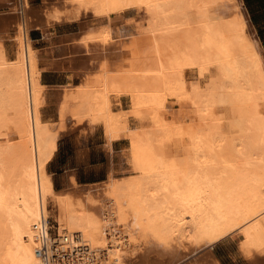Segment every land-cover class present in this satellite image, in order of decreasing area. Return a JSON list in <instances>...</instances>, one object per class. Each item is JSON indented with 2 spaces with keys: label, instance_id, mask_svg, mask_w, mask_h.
<instances>
[{
  "label": "bare ground",
  "instance_id": "bare-ground-1",
  "mask_svg": "<svg viewBox=\"0 0 264 264\" xmlns=\"http://www.w3.org/2000/svg\"><path fill=\"white\" fill-rule=\"evenodd\" d=\"M32 2L0 3V264H219V242L264 264V51L241 0ZM82 16L61 36L80 80L44 77L31 29ZM67 120L103 142L100 183L57 189Z\"/></svg>",
  "mask_w": 264,
  "mask_h": 264
},
{
  "label": "rangeland",
  "instance_id": "rangeland-1",
  "mask_svg": "<svg viewBox=\"0 0 264 264\" xmlns=\"http://www.w3.org/2000/svg\"><path fill=\"white\" fill-rule=\"evenodd\" d=\"M52 1L54 0H51V2ZM31 7L32 10L43 12L46 6L43 4L42 0H33ZM0 12H3V8H0ZM128 16H125L118 21V25H127V20L128 18H131V16L135 18V21H142L141 15L139 14L131 13V15ZM83 19L84 17L82 16L76 20H69L71 22L65 20L60 23H52L48 26L41 25V28L31 29L30 36L35 40L39 61H41V67L43 66L42 73L44 74V77L49 76L51 73L54 75L65 73L73 82L80 80V74L77 75V71L81 70V62L89 63L87 62L88 58L86 56L81 58L80 54L82 53H79L78 51H70L63 42L61 36H63V34L69 29H71V34L77 33L80 30L79 23L82 22ZM11 34L13 33L10 32L7 35V39L13 40V35ZM120 47L121 44L119 43L114 45L112 51L116 53L112 55L113 58L119 54V51L121 50ZM97 136L98 134L90 132L85 125L77 126V124L71 123L68 120L65 122L64 128L57 140L58 150L49 163V169L53 172V179L56 183L57 189L66 186L65 183L67 182L70 173L75 174L76 172V174H78L76 178L81 186L88 182H96L92 181L95 178L97 180L105 178L106 167L108 166V162L105 160L108 159V155L106 148H104V150L99 149V144L102 143L103 146L104 144L99 138H97ZM89 161L90 163L103 161L106 163L103 165L104 169L96 171V174H93L91 173L93 170L84 169V166H86V163ZM132 259L129 261H133ZM187 263L193 264L191 259H189Z\"/></svg>",
  "mask_w": 264,
  "mask_h": 264
},
{
  "label": "crops",
  "instance_id": "crops-1",
  "mask_svg": "<svg viewBox=\"0 0 264 264\" xmlns=\"http://www.w3.org/2000/svg\"><path fill=\"white\" fill-rule=\"evenodd\" d=\"M7 2L9 3L10 0H0V3L2 4H5ZM241 3L246 15L249 18V22L251 23L252 28L256 33V36L259 39L262 49L264 51V0H241ZM0 8H2V5H0ZM99 147L100 150H104V146L102 145V143L99 144ZM105 161L107 162L108 159ZM105 161L94 162V163H90L89 161L86 163V166H84V169L93 170L91 173L96 174V171L104 169L103 165L104 163H106ZM74 175H75V179L77 180L76 177L78 176V174H76L75 172ZM103 180L104 179L97 180L95 178L92 181H96V182H88V183L97 184ZM225 244L226 242H219V244L218 243L215 244L210 250V254L218 260L219 264H253V262L250 259L238 254L235 247L229 244L226 245Z\"/></svg>",
  "mask_w": 264,
  "mask_h": 264
}]
</instances>
